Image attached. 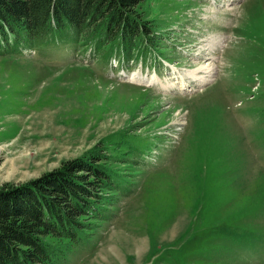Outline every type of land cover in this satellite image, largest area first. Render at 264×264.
Here are the masks:
<instances>
[{"label":"rangeland","instance_id":"1","mask_svg":"<svg viewBox=\"0 0 264 264\" xmlns=\"http://www.w3.org/2000/svg\"><path fill=\"white\" fill-rule=\"evenodd\" d=\"M137 13L145 60L65 37L0 55V187L101 152L126 185L62 264H264V0Z\"/></svg>","mask_w":264,"mask_h":264},{"label":"trees","instance_id":"2","mask_svg":"<svg viewBox=\"0 0 264 264\" xmlns=\"http://www.w3.org/2000/svg\"><path fill=\"white\" fill-rule=\"evenodd\" d=\"M141 2L0 0V55L65 37L73 44H92L97 55L110 46L106 52L120 61L145 60V48L154 47V31L137 13ZM134 50H140L138 56L133 57ZM107 160L99 152L24 184L1 186L0 264H62L70 245L85 243L93 221L107 217L110 193L126 185Z\"/></svg>","mask_w":264,"mask_h":264},{"label":"bare ground","instance_id":"3","mask_svg":"<svg viewBox=\"0 0 264 264\" xmlns=\"http://www.w3.org/2000/svg\"><path fill=\"white\" fill-rule=\"evenodd\" d=\"M201 71H203V69H201ZM211 72L212 70H207L205 73H206V76H203L202 77V80H201V83L200 84H206L207 82H209L210 78H211Z\"/></svg>","mask_w":264,"mask_h":264}]
</instances>
